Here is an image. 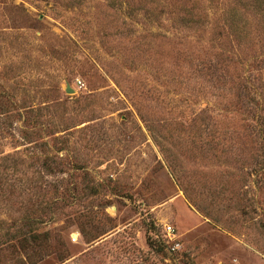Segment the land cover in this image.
Returning a JSON list of instances; mask_svg holds the SVG:
<instances>
[{
	"label": "rangeland",
	"instance_id": "rangeland-1",
	"mask_svg": "<svg viewBox=\"0 0 264 264\" xmlns=\"http://www.w3.org/2000/svg\"><path fill=\"white\" fill-rule=\"evenodd\" d=\"M0 264H264V0H0Z\"/></svg>",
	"mask_w": 264,
	"mask_h": 264
},
{
	"label": "built area",
	"instance_id": "built-area-1",
	"mask_svg": "<svg viewBox=\"0 0 264 264\" xmlns=\"http://www.w3.org/2000/svg\"><path fill=\"white\" fill-rule=\"evenodd\" d=\"M166 234H167V237L170 239V241L172 242V243H175V241H176V234H175V230H174V228L173 227H168V229L166 230ZM175 249H177V245H175L174 247H173V250H175Z\"/></svg>",
	"mask_w": 264,
	"mask_h": 264
},
{
	"label": "water",
	"instance_id": "water-1",
	"mask_svg": "<svg viewBox=\"0 0 264 264\" xmlns=\"http://www.w3.org/2000/svg\"><path fill=\"white\" fill-rule=\"evenodd\" d=\"M68 92H72V90L69 88V91Z\"/></svg>",
	"mask_w": 264,
	"mask_h": 264
}]
</instances>
